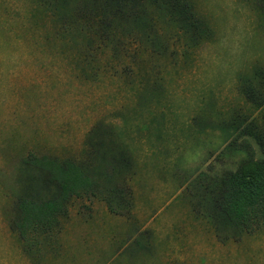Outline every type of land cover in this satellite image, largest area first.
I'll list each match as a JSON object with an SVG mask.
<instances>
[{
  "label": "rangeland",
  "instance_id": "obj_1",
  "mask_svg": "<svg viewBox=\"0 0 264 264\" xmlns=\"http://www.w3.org/2000/svg\"><path fill=\"white\" fill-rule=\"evenodd\" d=\"M249 161L264 0H0V264H264Z\"/></svg>",
  "mask_w": 264,
  "mask_h": 264
},
{
  "label": "trees",
  "instance_id": "obj_2",
  "mask_svg": "<svg viewBox=\"0 0 264 264\" xmlns=\"http://www.w3.org/2000/svg\"><path fill=\"white\" fill-rule=\"evenodd\" d=\"M245 164L247 169L246 172H241L239 176L231 175L232 180L229 182V184L234 185V187H232L233 192L235 191L237 195L230 197V201L226 200V202H228L227 206L233 213L236 211L240 213L238 207L245 202L253 203L255 199L259 198L264 193V161L257 164L249 161ZM240 215L242 214L240 213Z\"/></svg>",
  "mask_w": 264,
  "mask_h": 264
}]
</instances>
